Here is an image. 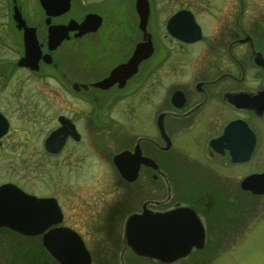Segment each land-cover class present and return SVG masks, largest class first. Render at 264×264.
<instances>
[{
	"label": "flooded vegetation",
	"instance_id": "af4514ba",
	"mask_svg": "<svg viewBox=\"0 0 264 264\" xmlns=\"http://www.w3.org/2000/svg\"><path fill=\"white\" fill-rule=\"evenodd\" d=\"M61 1L0 0V184L45 198L0 224V264H59L42 235L60 251L70 231L88 264H161L121 242L142 211L169 241L197 220L204 246L244 241L264 210V0Z\"/></svg>",
	"mask_w": 264,
	"mask_h": 264
},
{
	"label": "water",
	"instance_id": "95a60500",
	"mask_svg": "<svg viewBox=\"0 0 264 264\" xmlns=\"http://www.w3.org/2000/svg\"><path fill=\"white\" fill-rule=\"evenodd\" d=\"M61 3L63 4L61 9H65L68 5L67 0H63ZM91 21L93 22L91 18L84 17L80 24L78 23L77 25L74 21H71L70 24L73 26L75 23V25L81 27L84 24L91 25ZM263 190L264 187L262 186L261 191ZM17 194L18 191H15L12 184H0V224L16 230L25 225L20 222L19 218H29L34 216L39 219L40 216L35 215V210L39 208L41 203H45V198L36 199L31 195H24V193L19 194L23 196H17ZM177 210L178 208L176 211ZM58 214V208L52 203L46 218L54 217V219L58 220ZM144 214L143 211L138 213L132 212V214L126 216L122 223L121 242L129 247L132 254L139 255L142 258H150L151 261H157L161 264H172L175 260L185 259V257H188L193 250L204 246L202 241L203 232L198 220L194 221L193 225L190 227L189 230L191 232L179 229V238L182 239L186 237L187 239L180 241L176 240L173 242L167 239L168 234L170 233L166 230H161L163 224L159 221L157 212H152L147 217H145ZM164 222L167 224L166 221ZM179 224H182V221ZM44 226V224L35 226L37 228L36 231L31 232H38ZM180 226L182 227L183 224ZM61 228H58L57 230H61ZM70 232L72 233L73 238H70L68 243H64L65 246L60 249V251L49 246L51 241H47L45 234L42 235L43 245L59 264H88L90 259L87 255V250L81 244V240L76 234L72 231ZM189 237H194V239L189 240Z\"/></svg>",
	"mask_w": 264,
	"mask_h": 264
},
{
	"label": "rangeland",
	"instance_id": "374dc122",
	"mask_svg": "<svg viewBox=\"0 0 264 264\" xmlns=\"http://www.w3.org/2000/svg\"><path fill=\"white\" fill-rule=\"evenodd\" d=\"M13 162L12 160L4 161L3 163L0 161V180L14 179L12 178V171L14 170L12 168ZM254 216L258 217L259 221L256 219V224L254 223L255 226L253 228L249 226V232L244 241L236 243L217 242L215 244L207 242L205 243L204 250H213V252L203 259L200 258V262L192 261L189 258L175 261V264H264V210L262 209L259 213L252 215L253 218H255ZM246 227L245 229H247ZM100 245L108 247V251L111 246L108 242H103ZM108 251L106 252V257L109 256ZM93 256L97 260L101 255L96 256L95 254ZM135 262H138V264H151L135 260L133 264Z\"/></svg>",
	"mask_w": 264,
	"mask_h": 264
}]
</instances>
